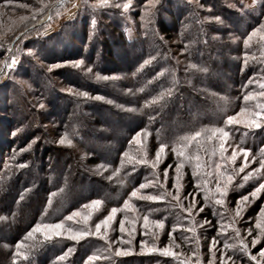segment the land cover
Segmentation results:
<instances>
[{
	"label": "rangeland",
	"instance_id": "374dc122",
	"mask_svg": "<svg viewBox=\"0 0 264 264\" xmlns=\"http://www.w3.org/2000/svg\"><path fill=\"white\" fill-rule=\"evenodd\" d=\"M173 1H176L175 4H179L180 7L193 4L200 12L201 21L214 23L215 27L212 28L223 50L216 49V53L211 57L217 60L221 68H226L228 71L225 73L222 70H213V78L215 82L224 81L231 87L241 89V86L235 85L233 81L238 80L235 74L239 69L240 59H246L247 63L244 62V67L249 65L255 69L257 68L254 62L255 56L264 57V40H262L264 31L253 36L247 44L245 43L249 34L264 24V0H204L207 1V5L201 4L200 0H131L127 10L116 7L127 0H108V3L103 5L100 0H0V164L3 161L7 162L12 151L15 153L18 151L21 155V158L19 156V159L23 161L21 165H27L28 159L31 158L33 174H24V179H28L34 185L39 182L35 177L43 172L42 160H45L49 169L52 168L53 173H60L62 167L59 168V166L70 162L69 165L72 168L88 170L89 173L99 177V180L110 181L111 186H114L117 191L123 179L116 178V181L119 180L117 184L113 179L114 176L109 174L111 171L109 166L102 163H98V166H91L88 160L93 155L96 156L95 154L112 158L113 148L120 144L121 136L129 123L116 120L115 116L104 107L100 110H84V113L82 106L87 104L92 108L97 105H108L117 111L125 108L107 94L88 91L85 85L95 83L99 85L98 87L106 89L108 87L106 82L111 77L97 72L96 66L106 68L115 65L122 66V58L128 55L127 52L121 51L120 46L116 47L112 44L113 46L108 49L113 48L110 51L118 54L115 55L117 62L116 64L108 62L106 55L109 50H106L104 55L101 43L111 42L109 35L113 34L118 38L119 33L122 35L126 30L129 39L140 36L141 43L149 49L157 46V39L164 40V37L157 35V21L160 18L158 10H164L165 18H172L168 11L173 12L176 7ZM247 23H251V26L248 27ZM159 36L161 38H158ZM120 37L123 41L122 36ZM223 41H230L232 46H224ZM164 42L167 49L169 47L172 52L178 54L181 60H185V57L181 58L185 50L179 37L172 41L165 39ZM239 48L246 50L244 56H241V51L236 50ZM206 49L207 47L204 48V53L208 54ZM13 57L16 59L15 64H12ZM76 63H79L78 67L74 66ZM10 64H12L11 68L8 67ZM114 77L115 80H126L124 75L115 74ZM256 77L252 74L248 83L252 84V80ZM256 81L258 87L264 84ZM83 92L89 95L87 97L80 95ZM250 94H253L250 100H253L255 109L247 108L248 112L238 117L241 120H246L250 113L258 112L259 109L256 107L260 105V101L264 104V97L259 96L258 93ZM70 99L80 101L81 108H75L71 113L65 112L70 108L68 106ZM240 111L233 116H237ZM86 113H91L87 114L88 119L85 118ZM95 115L99 116L102 123L96 127L113 135L116 141L113 148H105L104 146H108L110 142L104 139L105 137L97 130H90L89 146L94 149L92 155L91 150L88 154L85 146L73 140L70 125L74 123L72 117L80 119L84 116L87 121L84 122V128L89 130L95 125L92 119ZM259 122L261 123L259 128H248L243 123L238 125L251 130L248 131L250 134L255 131L259 133L264 131V115L259 118ZM61 139H64L65 143H59ZM69 140L71 144L68 143ZM139 140L140 145L141 136ZM241 148L248 150L247 159L240 151ZM233 150L237 152L234 163L230 159ZM225 157L229 158L227 164L230 170L223 173L234 176L231 184L228 185L225 197H220L216 192L220 177L214 181L216 185L213 188L209 187L208 181L206 184L197 183L198 187L205 190V199L212 203L209 206H213L212 210L218 217L217 226L205 216L207 213L201 206V199L197 198L196 194L190 195L184 191V168L180 166L177 172L176 167L172 172L170 166L167 168L162 165L164 157L160 153L158 161L156 158L149 163L151 167L154 162L156 163V167L152 168L162 178L154 176L152 180L145 183L148 186L136 190L137 196L133 197L138 200V205L145 206L146 203L148 206L153 201L140 197L160 194L168 196L170 202L178 203L184 209L186 225L175 226L168 231L169 227L163 221V227L158 228L154 224L156 219L151 218L139 209L134 201L129 200L127 201L128 208L124 207L125 202L120 205L121 209H118L107 227L102 225L100 234H90L89 239L107 242L114 258H121L125 264H149L157 257L164 261L168 259L172 264H222V261L223 264H257V261L264 264V257L260 255L264 251V190H261L255 197L250 195L260 183H264L262 161L250 149L236 144L226 149ZM242 165H245L243 171H239ZM106 171L108 174L103 175ZM245 176L249 178L245 180ZM171 177H174L172 186L169 185ZM99 180L95 182L89 180V183L78 187L77 191L81 194H85L87 190L91 192L95 189L96 191L100 184ZM149 182L152 183L149 184ZM14 190L15 188L11 189L10 193ZM4 193L6 195L7 191ZM246 195L249 198L245 202L242 197ZM221 198L224 203L216 204V199ZM37 199L39 195L36 191L33 193V198L31 196L21 203H15L12 198L9 200L0 195V206L9 204L8 209H11L13 205L15 209L19 208L21 213L16 215L17 222H19L23 221L22 217L25 220L34 214L32 212L37 206L35 205ZM97 200L86 202L84 210L80 211V215L75 216L74 220L87 226L86 229H89L91 233L96 232V224L109 216L112 210L109 207L104 208L106 206L104 202L100 201L98 205L92 203ZM27 206L30 208H26ZM238 207L239 215H237ZM93 211L99 213V217L94 220L91 219ZM2 216L4 217H0V252L5 254L2 246L10 242L14 235L11 229L13 225L17 226V222L11 224L5 219L7 215ZM125 216L127 217L124 220L125 228L121 232L119 224ZM145 216L148 218L147 225H145ZM84 217H88L86 223ZM258 224L260 227H257ZM65 230L67 228L64 227L61 231ZM237 232L239 236L236 235ZM38 234L44 237L41 232H34L29 237L34 239ZM258 235L260 236L259 242L253 245L251 241ZM63 236L68 237V234ZM86 238L87 236L83 237V239ZM214 240L215 247H212ZM241 240L248 245L247 252L243 251ZM61 244L59 242L57 245L61 247ZM226 244L233 247H225ZM18 245L19 247L25 246L23 242ZM92 245L93 242H88L87 247ZM153 247L157 249L170 247L177 255L164 256L158 251H149ZM118 248L128 250V254L115 255ZM251 256H256L257 259L252 260ZM156 264H161V262L157 261Z\"/></svg>",
	"mask_w": 264,
	"mask_h": 264
},
{
	"label": "trees",
	"instance_id": "16d2710c",
	"mask_svg": "<svg viewBox=\"0 0 264 264\" xmlns=\"http://www.w3.org/2000/svg\"><path fill=\"white\" fill-rule=\"evenodd\" d=\"M173 2V4L176 3V1ZM206 2L200 0L203 5H207ZM178 5L174 7L173 12L168 11L172 18H165L163 16L164 10H158V17L160 18L157 21L156 29L157 35L164 37V40L172 41L179 37L185 50L181 58L184 59L185 57V60H181L178 54L172 52L169 47L167 49L163 39H157V46L149 49L141 43L142 38L140 36L129 39L126 30L123 31V34L121 33L122 35L119 33L118 38L113 34L109 35L113 43H101L104 55V52L113 45L120 46L121 51L127 52L128 55L122 58V66L115 65L114 67L109 66V68L96 66L97 72L111 77L106 82L109 88H100L95 83H90L85 87L88 91L107 94L123 105L125 109L117 111L108 105H97L91 108L87 104H83L82 108L83 111H93L104 107L115 116L116 120L129 123L128 128L121 136L120 144L113 148L116 138L96 127L102 124L99 116L92 117L95 125L89 130L84 128V122H87L86 119L91 113H86V119L84 116L80 119L77 117L73 119L72 117V122L74 121V126L70 125L72 138L75 142L85 146L88 154L89 150H91L92 155L94 153V149L89 146L90 130H97L99 134L105 137L104 139L110 142L108 146L104 147L114 149L112 158L95 154L96 156L90 157L88 164L91 166H98V163L107 165L111 168L109 174L114 176L115 181L116 178L123 179L117 187V191H115L114 186H111L110 181L99 180V177L89 173L88 170L72 168L69 165L70 162L59 166V168L62 167L61 172H54V174L52 168L49 169L45 160H42L43 172L35 177L39 182L34 185L28 179H24V174H33V165H31L33 160L31 158H27V165H21L20 163L23 162L19 159L21 155L18 151L16 153L12 151L7 162L3 161L0 164V195L9 198V200L12 198L15 203H21L31 196L33 198L35 191L39 195V199L35 201L37 206L32 212L34 214L25 220L22 217L23 221L18 220L19 222H17V216L21 213L19 208L15 209L13 205L11 209H8L9 204L0 206L2 215H7L6 221H10L11 224L17 222V226L13 225L11 229L14 235L10 242H6L2 246L6 253L0 252V255L3 254L0 258V264H125L121 258H114L107 242L89 239L88 235L86 239L82 238L79 241L71 240L63 235L52 237L50 240L41 237L40 234L34 239H30L28 235L31 228L37 224L63 223L65 228L73 231L86 229L87 226L74 221L76 215L73 213L84 210L85 204L94 199L104 202V206L106 205L104 208L109 207L111 209H121L120 205L124 202L134 201V204L136 203L135 205L151 218L164 221L169 227L168 231L175 226H185L184 209L178 203L170 202L168 196L164 195L165 201H153L148 206L146 203L145 206H140L138 200H135L131 195L133 191L140 189V184H145L154 176H159L149 162H153L157 158L155 153L161 145L164 146V151L161 152L164 157L162 165L167 166V168L170 166L172 172L178 165L184 168V191L190 195L196 194L197 198L201 199V206L207 213L205 216L215 226L218 224V217L212 210L213 206H209L212 203L205 199V190L198 187L197 183L206 184L208 181L209 187L213 188L216 185L214 181L220 177V173L229 172L230 167L227 160L221 159L219 139L216 137L209 139L212 131L217 128H224L229 133L228 137L224 139L225 149L235 144L246 147L253 151L258 159L264 161V131L259 133L255 131L250 134L248 131L251 130L248 128H243L238 124H227L228 116H233L242 108H254L253 100L246 101L244 99L246 95L264 91V88L258 87L255 83L256 80V82L264 83V57L255 56L254 62L257 67L255 69L249 65L244 67V62L247 63V61L245 58L240 59L241 63H239V69L235 74L238 80L234 79L233 81L235 85L241 86V89L231 87L229 83L224 81L215 82L213 70H222L225 73L228 70L221 68L217 60L211 57L216 53V49L223 50L214 28H212L215 27L213 26L214 23L201 21L200 12L193 4L181 7ZM232 24L234 23L232 22ZM246 25L250 27L251 23ZM120 36L124 42L120 40ZM160 36L158 38H161ZM222 38L224 39V37ZM223 44L227 47L232 46L230 41H223ZM205 47H207L208 54L204 53ZM110 50L106 51L107 60L116 64L115 55L118 54ZM236 50L241 51V56L246 54L244 48ZM115 74L124 75L126 80H115ZM252 74L257 77L252 80L251 84L248 83V80ZM68 104L70 108L65 112L71 113L75 108H81L80 101L77 99H70ZM196 132H200L201 135L196 137L194 135ZM137 134L141 136L140 145L135 143ZM181 151L184 153L183 156L176 154ZM225 152L223 153L224 157ZM141 159L145 160L146 163H139ZM197 165L199 166L197 167ZM37 168L40 167L37 166ZM107 174L106 171V174L103 175ZM159 178L162 177L159 176ZM89 180L91 182L99 180L100 184L96 191L95 189L91 192L87 190L85 194L77 191L78 187L89 183ZM173 180L174 177H171L169 185L173 183ZM118 181H116L117 184ZM14 188L15 190L10 193V190ZM6 191L7 194L5 195L4 192ZM111 198L113 199L111 200ZM26 208H30V206ZM2 215H0L1 218L4 217ZM69 216H72V219H67ZM98 217L99 213L93 211L91 219L94 220ZM21 242L25 246L19 247L18 244ZM59 242L63 244L61 247L57 245ZM88 242H93V245L87 247ZM18 248L25 256L17 255ZM90 257L98 258L92 260ZM157 261H160L161 264H172L169 263L168 259L164 261L158 257L150 261L149 264H156Z\"/></svg>",
	"mask_w": 264,
	"mask_h": 264
},
{
	"label": "snow or ice",
	"instance_id": "6c2138e0",
	"mask_svg": "<svg viewBox=\"0 0 264 264\" xmlns=\"http://www.w3.org/2000/svg\"><path fill=\"white\" fill-rule=\"evenodd\" d=\"M100 3L102 5L103 4H107L108 0H100ZM130 4H131V0H127V2L123 3L122 5H116V7H122L123 9L127 10V9H129ZM261 31H264V24L260 25L259 29H254L253 32L251 34H249L248 39H247V41H245V43L247 44L248 41H251L253 36H256ZM262 40H264V37H262ZM15 63H16V59H15V57H13L12 64H15ZM145 63H147V61H145ZM12 64L8 65V67L11 68ZM74 66L78 67L79 63H76ZM193 67H195V66L193 65ZM104 79H107V77H104ZM261 88H264V84L261 85ZM80 95H82L84 97H87L89 95V93L83 92V93H80ZM258 95L261 96V97H264V91H261L260 93H258ZM252 98H253V94H249V95H246L244 97V99L246 101L249 100V99H252ZM258 108H259L258 112L250 113L249 117L246 120H241L238 117L244 116L248 112L247 109L242 108L240 113L237 114V116H228L227 117V124L236 125V124L243 123L244 126L248 127V128H259V127H261V123L259 122V118L262 115H264V104L258 105ZM17 131H19V129H17ZM13 134H15V133H13ZM217 134H219V135L217 136ZM194 135L196 137H199L201 135V133L200 132H196ZM228 135H229V133L227 131H225L224 128H217V129H214L212 131V135L209 137V139H211L212 137H216L217 139H219V141H220L219 147H220V150H221V159H223V160H228L229 159V158L223 156V153L226 151V149L224 147V139L226 137H228ZM135 140H136L137 144L140 143L139 134L136 135ZM59 143L63 144V143H65V140L61 139L59 141ZM68 143L71 144V141L69 140ZM163 151H164V146L161 145L160 149L156 153L157 161L159 159L160 153L163 152ZM240 151L244 154L245 159H247L248 150L244 149V148H241ZM176 154L179 155V156H183L184 155V153L182 151L178 152ZM125 155H126V153H125ZM236 156H237V152L235 150H233L232 157L230 158L233 163L235 162ZM139 163H146V161L141 159L139 161ZM198 166L199 165H197V167ZM244 166L245 165H242L241 168L239 169V171H243ZM152 167L153 168L156 167V163L155 162L152 164ZM217 167H219V165H217ZM261 168H264V161L261 162ZM179 169H180V165L177 166V169H176L177 172H179ZM250 175L251 174H249V176ZM249 176H245L244 179L245 180L248 179ZM220 177H221L220 181L217 182L216 192L219 194L220 197H225L227 195L228 185L231 184L234 176L232 174L220 173ZM151 183L152 182H149V184H151ZM147 186H148V184H140V188H144V187H147ZM161 187H162V185H161ZM261 190H264V183H260L259 186L256 187L255 190L250 193V195L255 197L258 193L261 192ZM131 195L132 196H137V191H133L131 193ZM140 198L141 199H147V200L156 201V200H162L165 197H164L163 194H160V195H147V196H143V197H140ZM248 198L249 197L246 195V196L242 197V200L246 202L248 200ZM92 203L94 205H98L100 203V201L97 200V201H93ZM215 203L222 205L224 203V200L222 198L221 199H216ZM124 207L125 208L129 207L127 202H125ZM188 210L190 211V209H188ZM117 211H118V209L113 208L111 210V214L109 216H107L100 223H97L96 224V232L95 233H91L87 229H82V230H79V231H73L72 229H67V230L62 232L61 230L64 228L63 223H57V224H43V225L37 224L32 229V231L29 232L28 235L32 236V234L34 232H41L46 239L50 240L53 236L60 237L62 235L68 234V238L69 239L78 241V240L82 239L84 236H87V235H90V234L91 235L100 234L101 226L103 225V226L107 227V225L114 219L115 214L117 213ZM239 211H240V209L238 207L237 208V215H239ZM73 215L79 216L80 213L76 212V213H73ZM67 219H69V220L72 219V216H69ZM87 219H88V217H84V222L85 223L87 222ZM126 219H127V217L125 216L124 219H122L120 221L119 227H120V231L121 232L124 231V228H125L124 220H126ZM144 220H145V225H147V220H148L147 216L144 217ZM154 224L158 228H162L163 227V221L162 220H156V221H154ZM257 227H260V225L258 224ZM236 235L239 236V232H237ZM121 239H122V237H121ZM259 239H260V236L258 235V236L254 237L252 239L251 243L253 245H255L256 243L259 242ZM129 243H130V241H129ZM215 243L216 242L214 240L213 244H212V247H215ZM240 243L242 245L243 251L247 252L248 251V245L243 243L242 240L240 241ZM225 247H233V246L226 244ZM142 251H143V248H142ZM149 251H158L164 256H176L177 255V253L173 252L170 247H165V248H162V249H157V248L153 247V248L149 249ZM127 254H128V250H125V249H119L118 248L115 251V255H117V256L127 255ZM17 255L25 256V254L23 252H21L19 250V248L17 249ZM260 255H261V257H264V251H262L260 253ZM97 258L98 257H90V259H92V260H95ZM60 259H63V257H60ZM229 259H231V257H229ZM251 259L252 260H256L257 258H256V256H251ZM222 264H223V261H222ZM257 264H260V262L257 261Z\"/></svg>",
	"mask_w": 264,
	"mask_h": 264
}]
</instances>
